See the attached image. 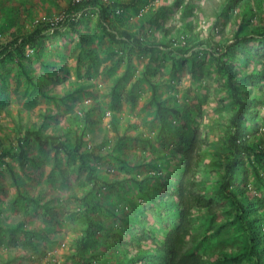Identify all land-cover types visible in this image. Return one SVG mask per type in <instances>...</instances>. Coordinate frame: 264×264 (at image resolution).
Instances as JSON below:
<instances>
[{
	"label": "rangeland",
	"instance_id": "374dc122",
	"mask_svg": "<svg viewBox=\"0 0 264 264\" xmlns=\"http://www.w3.org/2000/svg\"><path fill=\"white\" fill-rule=\"evenodd\" d=\"M128 1L101 0L110 5L109 28L168 48L127 52L87 7L78 34L49 27L31 51L0 60V151L17 152L26 128L70 144L80 134L95 176L77 170L75 157L22 139L23 168L3 158L16 181L0 164V264H78L72 254L87 219L93 231L84 263L158 264L178 199L188 208L184 250L202 264H264V159L250 147H228L235 104L220 66H232L246 102L238 136L263 147L264 0ZM70 2L0 0V44L41 24L54 27ZM142 75L154 85L160 114ZM189 142L191 169L183 175ZM227 166L235 168L230 178ZM222 182L247 202L249 227L218 193Z\"/></svg>",
	"mask_w": 264,
	"mask_h": 264
},
{
	"label": "trees",
	"instance_id": "16d2710c",
	"mask_svg": "<svg viewBox=\"0 0 264 264\" xmlns=\"http://www.w3.org/2000/svg\"><path fill=\"white\" fill-rule=\"evenodd\" d=\"M139 0H129L126 2L125 6H134L138 3ZM114 5V4H112ZM87 7H94L96 11L97 17V24L100 29L104 32V34L113 42L121 43L125 46L127 52L132 51H140V52H148L153 53L159 46L162 48H168L166 43L157 42L154 40H145L139 36L132 35L129 31L125 29H111L109 28L108 23V14L110 5L106 2H101V0H72L70 4L66 8V13L64 17L55 22V26L51 27L50 24H41L40 26L34 28L30 32L13 37L12 39L8 40L7 42L0 44V60L4 59H16L17 55L20 54L22 49L25 46H31L34 44L36 40L43 36V32L47 28H53L56 30L57 28H67L70 32L78 34V29L76 25L79 22V16L83 12V10ZM244 27V24H238L235 33L233 34V40H237V35ZM231 41V43H232ZM229 45L225 46V49H229ZM180 49L177 48L176 51ZM232 51V50H231ZM18 63V61H17ZM20 69H23V66L19 63ZM222 70L225 72V81L226 85L229 89L230 96L235 104V112L230 117V125L233 127L232 134L228 136V147H230V151L232 153H239L241 148L247 149L250 147L253 151L261 158L264 159V145L263 147L259 146L258 144H252V142H244V138L238 136V131L240 129V124L238 123L239 118L245 112L246 102L242 98L238 96V89L236 84L233 82V68L229 64L220 63ZM142 78L146 80L147 83L150 84V94L153 98L155 104V111L157 114H160V110L162 109L160 102L155 99V89L153 83L145 78L142 75ZM173 111V109H169ZM31 138L38 146H44L48 144L54 152L61 151L68 157H75L77 160V170L85 171V176L88 180H94L95 176L91 174L93 166L87 162L84 158V153L81 150V136H78L74 139L73 143L70 144L68 139L61 138L57 135L48 133L41 135L38 129H24L22 137L18 139L17 143V152L11 153L6 150L0 151V164H6L7 167L11 170L12 179L16 181V177L14 176L13 169L10 164L4 160L5 156L14 157L16 161L21 165L20 167L23 168L21 162L22 159L25 158V146L22 144V139ZM192 144L189 142L187 150L184 153V159L182 162L183 166V175L188 173L191 169V152L193 151ZM93 159L96 157L91 155ZM233 171L235 168H231L227 166L225 168V175L227 177H232ZM128 181H132L134 183L140 182V180H135L134 178H128ZM179 192L182 191V183H179ZM19 188H17L18 190ZM219 194H223L228 196L231 201L233 202L235 216L239 219V221L249 227L251 220L253 218L248 216L245 212V208L247 202L238 194L235 193L233 187H226L224 182L220 183L217 189ZM20 196V194H18ZM20 197L26 199L27 196L21 195ZM26 197V198H25ZM31 201L34 200L32 197H28ZM180 203V210L178 212V218L176 224L167 232L166 236L162 239V259L158 264H202V259L200 255L196 252L186 251L184 250L185 244V237L188 233V220H187V213L188 208L184 205V201L181 199L177 200ZM101 227V224H99ZM92 223L89 219H87V223L84 227L82 234L76 239V246L75 252L72 254L73 258L77 261L78 264H90V262H83V251L86 250L88 246L87 240L90 239L92 233ZM83 252V253H82Z\"/></svg>",
	"mask_w": 264,
	"mask_h": 264
},
{
	"label": "built area",
	"instance_id": "2783aa9c",
	"mask_svg": "<svg viewBox=\"0 0 264 264\" xmlns=\"http://www.w3.org/2000/svg\"><path fill=\"white\" fill-rule=\"evenodd\" d=\"M24 48L26 49L27 52H28V51H31V49L28 48V46H25ZM262 129L264 130V126L262 127Z\"/></svg>",
	"mask_w": 264,
	"mask_h": 264
}]
</instances>
